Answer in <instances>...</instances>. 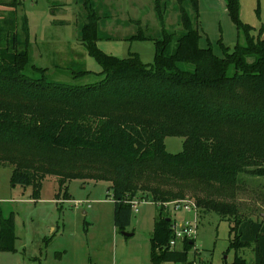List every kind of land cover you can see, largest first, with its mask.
<instances>
[{"label": "trees", "instance_id": "1", "mask_svg": "<svg viewBox=\"0 0 264 264\" xmlns=\"http://www.w3.org/2000/svg\"><path fill=\"white\" fill-rule=\"evenodd\" d=\"M77 1L79 39L102 68L101 80L86 85L52 81L46 68L32 64L28 19L19 18L18 0H0L10 8L0 16V163L13 166V186H32L40 200L43 181L53 175L56 199L70 201L73 180L109 182L121 233L131 225L133 201L155 203L151 264H190L196 240L171 250L173 220L159 206L190 198L201 215L230 223L231 264H249L243 249L253 251L250 264H264V219L245 216L237 201L243 175L264 177V37L242 21L240 0L225 1L245 42L230 51L220 39L222 56L211 44L201 46L199 0H154L161 29L146 32L129 19L139 28L126 38L103 31L102 0ZM172 3L179 31L166 25ZM117 40L152 41L153 63L98 46ZM168 137L184 139L183 150L170 153ZM16 241L15 214H0V252L16 253Z\"/></svg>", "mask_w": 264, "mask_h": 264}, {"label": "rangeland", "instance_id": "2", "mask_svg": "<svg viewBox=\"0 0 264 264\" xmlns=\"http://www.w3.org/2000/svg\"><path fill=\"white\" fill-rule=\"evenodd\" d=\"M10 3L13 0H1ZM106 8L107 26L103 31L115 37L135 34L139 26L128 21H141L145 31L161 29L154 11V0H102ZM136 2V3H135ZM19 18L28 19L31 63L47 69L55 82L86 85L101 80V66L92 58L81 40L78 27L82 6L77 0H18ZM113 6V7H112ZM199 29L201 46L211 44L222 56L218 41L222 39L230 51L245 38L231 21L225 0H199ZM10 10L0 6V16ZM259 12V13H258ZM111 14V16L109 15ZM259 14V15H258ZM110 16V17H109ZM242 21L252 27V35L264 37V0H240ZM120 24H118V22ZM176 4L167 15V28L179 31ZM26 34L21 32L22 39ZM105 53L127 58L138 53L144 63H153L155 45L152 41H101ZM89 71L85 77L74 79L71 71ZM182 138L168 137L167 150L176 154L183 150ZM13 166L0 163V214H15L16 253L0 252V264H151L150 239L159 210L153 202L141 204L133 212L125 237L114 223V202L109 197L110 183L73 180L68 184L72 200L56 199L60 191L58 178L47 176L43 181L40 200H34L33 187L13 186ZM237 201L240 212L253 219H264V177L243 175ZM173 221L191 220L192 214L164 209ZM185 219V220H184ZM195 245L189 253L190 264H231L235 251L228 252L230 223L216 214L201 215ZM239 254L250 264L252 249ZM227 258V259H225Z\"/></svg>", "mask_w": 264, "mask_h": 264}, {"label": "built area", "instance_id": "3", "mask_svg": "<svg viewBox=\"0 0 264 264\" xmlns=\"http://www.w3.org/2000/svg\"><path fill=\"white\" fill-rule=\"evenodd\" d=\"M145 201L135 200L132 202L133 212H138V208ZM160 207L164 209L172 208L175 213L182 212L185 214H192L191 220L186 221H173L172 231L174 238L170 241L169 247L171 250L177 248L180 243H184L186 240L196 239L199 229V209L193 199L186 198L182 200H176L167 203H160ZM174 264V263H171Z\"/></svg>", "mask_w": 264, "mask_h": 264}, {"label": "water", "instance_id": "4", "mask_svg": "<svg viewBox=\"0 0 264 264\" xmlns=\"http://www.w3.org/2000/svg\"><path fill=\"white\" fill-rule=\"evenodd\" d=\"M168 221H170V219H168ZM122 235L125 237H132L133 233H129V232L124 231V232H122ZM225 259H227V258H225Z\"/></svg>", "mask_w": 264, "mask_h": 264}, {"label": "crops", "instance_id": "5", "mask_svg": "<svg viewBox=\"0 0 264 264\" xmlns=\"http://www.w3.org/2000/svg\"><path fill=\"white\" fill-rule=\"evenodd\" d=\"M134 1H135V0H134ZM132 2H133V0H132ZM136 2H137V0H136ZM136 2H135V3H136ZM60 201H61V200H60ZM145 203H146V202H145ZM154 204H155V203H154ZM184 220H185V219H184ZM153 229H154V228H153ZM152 233H153V232H152ZM195 240H196V239H195ZM182 245H183V244H182V243H180V244L177 246V248H180V247H182Z\"/></svg>", "mask_w": 264, "mask_h": 264}]
</instances>
